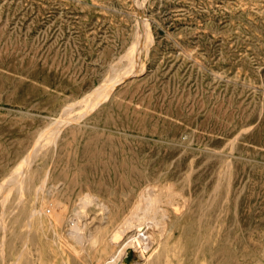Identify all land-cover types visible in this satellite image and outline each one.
I'll return each mask as SVG.
<instances>
[{"label":"rangeland","instance_id":"1","mask_svg":"<svg viewBox=\"0 0 264 264\" xmlns=\"http://www.w3.org/2000/svg\"><path fill=\"white\" fill-rule=\"evenodd\" d=\"M0 185V264H101L157 195L152 264H264V0H0ZM94 201L102 229L78 251L70 224Z\"/></svg>","mask_w":264,"mask_h":264},{"label":"bare ground","instance_id":"2","mask_svg":"<svg viewBox=\"0 0 264 264\" xmlns=\"http://www.w3.org/2000/svg\"><path fill=\"white\" fill-rule=\"evenodd\" d=\"M128 56H129V59H130L132 66L126 72H133L134 73V71H136L137 63L139 60L138 53L133 48V50H131L128 53ZM127 75H129V74H125V72H124L122 75L111 78L110 80H111L112 84L110 85V87H107L106 85H104V86L100 87L98 89V91H95V93L89 97L88 103L85 104L86 105L85 111L82 112L79 117L73 116L74 119H79L82 115L86 114L90 109H92L97 104H99L101 101H103L105 98H107L112 93L113 87L118 83V81L123 80L124 78L127 77ZM58 133H59V131H56L54 133L55 134L54 140L57 139ZM36 150L37 149H35L34 151H36ZM34 151L32 153H35ZM31 155L32 154H30V156L21 163V165L18 167V169H20L24 166H26V168H25L26 171H28L30 169V162H31L30 157H31ZM25 170L24 171H23V169L21 171L17 170V171H15L16 173L11 175L9 178L10 182L15 181V182H17V184H19L18 187L19 186L21 187L19 189V190H21V192L25 188L24 187L25 176L22 175L23 172L25 173ZM13 185H16V183ZM4 194H5V198L2 200V202H3L2 206L6 207V205H4V202L6 199L8 200L9 196H7L6 193H4ZM18 200H20V198ZM172 201H174V200H172ZM46 203H49V201L47 202L46 198L43 197L42 205H41L40 209H38L37 212L31 211V213H30V215H31L30 218L33 221L35 219L34 217L38 218V223L41 227L44 226L43 225L44 221H45L44 219L48 218L49 222L50 223L52 222L51 214L46 212V208H45ZM100 204L102 205L103 203H100ZM101 205L99 206V203L96 201H94L93 203L90 202V203L80 207L81 209L79 211L75 212V213H78V215L76 214L77 216H79L80 218H83L81 222L79 220L77 222L76 221L73 222L75 220V219H73V221H72L73 223L70 224L71 225L70 233H71V237H72V234L74 235V238H75V240H74L75 244L74 245H76L75 247H77L76 250L82 251V249H84L83 243H84V240L86 239V237L88 235L92 238L93 241L96 240L97 236L99 238V232H101L100 231L101 225H96V223L93 225L92 223L95 222V219H89V218H90V216L93 215L91 213L92 207L97 206V208L98 207L101 208ZM102 209H103V207H102ZM51 210L52 209L50 208V211ZM23 211L26 212L25 207H24ZM29 212L27 211V213H29ZM104 213H105V211H104ZM96 216H95V218H97ZM165 216H166V212H165L164 208L161 206L160 196H158V195L157 196H148L147 199H145L144 201H141V203H139L137 208L134 209L133 211H131L129 214L125 215L123 217V219L120 221V223L117 225V227L115 229V233H116L120 243L117 247H115V249L113 251L109 252L108 257L105 258L101 264H123L122 258L126 254L128 247H130V246L135 247L140 252V256L145 260L144 264H152L154 261L153 258H154L155 251H157L158 249H161L162 246H165V244H167L166 239H167V236H169V233H168V226H167L168 223L166 221H164ZM168 217H166V218H168ZM4 223H5V220H4ZM31 223H33V222H31ZM3 226L4 225H2V227ZM5 227L6 226H4V228ZM6 228L4 230H6ZM41 233H42V231H41ZM4 235H5V232H4ZM4 235H3V237H4L3 239H5ZM30 235H31V233H30ZM3 239H1V241H3ZM100 239H102V241L103 240L107 241V237H105L104 235H102V238H100ZM27 240H29V238ZM154 243H156V245L154 246V248L152 250L153 253H151V256L148 257V259H147L145 257L146 253L149 251L150 248H152V245ZM113 246H115V245H113ZM1 252H4V251H1ZM157 256H159V255H157ZM0 257H1V254H0Z\"/></svg>","mask_w":264,"mask_h":264},{"label":"crops","instance_id":"3","mask_svg":"<svg viewBox=\"0 0 264 264\" xmlns=\"http://www.w3.org/2000/svg\"><path fill=\"white\" fill-rule=\"evenodd\" d=\"M125 261V260H124Z\"/></svg>","mask_w":264,"mask_h":264}]
</instances>
